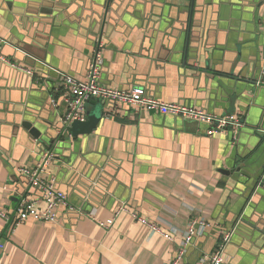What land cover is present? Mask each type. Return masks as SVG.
<instances>
[{
    "label": "crops",
    "instance_id": "obj_1",
    "mask_svg": "<svg viewBox=\"0 0 264 264\" xmlns=\"http://www.w3.org/2000/svg\"><path fill=\"white\" fill-rule=\"evenodd\" d=\"M101 40L102 85L143 87L245 126L208 136L178 117L87 104L86 118L104 104L101 122L43 175L79 214L61 207L55 223H17L22 198L46 208L22 173L45 148L22 122L36 119L50 138L62 129L69 92L60 73L85 81ZM263 55L264 0H0V209L11 218H0V264H171L194 219L211 224L181 264H201L227 232L223 264H264V89L245 82ZM88 181L100 186L93 201Z\"/></svg>",
    "mask_w": 264,
    "mask_h": 264
},
{
    "label": "built area",
    "instance_id": "obj_2",
    "mask_svg": "<svg viewBox=\"0 0 264 264\" xmlns=\"http://www.w3.org/2000/svg\"><path fill=\"white\" fill-rule=\"evenodd\" d=\"M104 44L102 41L95 43L92 63L85 81H78L74 77L60 73L64 78L65 88L68 90V100L66 109L61 116L62 129L59 136L69 135V129L73 122L86 121V105L90 100L99 99L103 101H111L116 104L129 105L131 107L139 108L149 112H157L163 115H170L184 120L193 121L207 126L206 134L208 136H216L226 132L238 133L245 124L239 117L235 115H214L203 109L185 104L166 103L161 100L150 97L143 87H135L128 91L118 90L111 87L104 86L100 83L101 69L104 63ZM2 61L8 63L11 67L25 71L28 75L33 76L34 71L20 68L16 63L2 58ZM56 155L53 151L44 152L41 156L40 162L33 169H23L24 173L34 188H38L43 192V200L46 204L44 210L36 208L35 202L29 198H22L18 207L15 209L17 216V223H22L28 219L34 221H41L44 223H55L58 220L59 209L65 208L69 214L78 215L79 212L70 205L67 195L56 188L55 179L45 180L44 174H50V167ZM124 210L120 208L116 215ZM132 216L144 224L151 233H159L168 240H172L171 236L162 231L161 227L156 223H151L137 215L131 213ZM0 218L5 221H10V216L7 212L0 209ZM113 220L107 223L101 222L102 227H109ZM209 222L202 219H194L186 232L183 241V248L179 251L177 257L171 264H181L185 259L186 249L193 242L196 237H201L210 227ZM234 232H227L217 243L215 249L203 259L201 264H223L224 255L228 245L230 244ZM0 248H4L0 244Z\"/></svg>",
    "mask_w": 264,
    "mask_h": 264
},
{
    "label": "water",
    "instance_id": "obj_3",
    "mask_svg": "<svg viewBox=\"0 0 264 264\" xmlns=\"http://www.w3.org/2000/svg\"><path fill=\"white\" fill-rule=\"evenodd\" d=\"M102 41V40H101ZM252 78L250 80H245L246 83L253 86H260V90L264 89V55H263V63H259L256 65L252 71ZM254 74V75H253ZM101 103V100L99 99H93L88 102L90 105H99ZM99 109H96V111H92L88 113L87 120L84 122L75 121L71 125L69 129V135H63L59 136L60 130L56 132V135L52 136L51 138L47 136L46 131L41 129L36 125V119H30L26 118L22 122V128L27 131L31 137H33L37 142L41 143L43 147L45 148L44 152L53 151L56 155V160L60 159L62 148H66V146L69 147L74 139H77L79 136L89 135L91 134L98 126V124L101 122L103 116L105 115V111L103 109L104 104H101ZM261 119H264V110L262 109L261 112ZM260 122V124L262 123ZM192 123L198 124L196 122L190 121ZM264 124V123H263ZM257 129L259 126V123L256 124ZM73 138V140H72ZM54 148V149H53ZM53 149V150H52ZM43 152V153H44ZM225 175H230V171H223ZM100 186L94 185V182L88 181L85 188V199L88 201H93L95 198V194H97L96 191H99L98 189Z\"/></svg>",
    "mask_w": 264,
    "mask_h": 264
}]
</instances>
